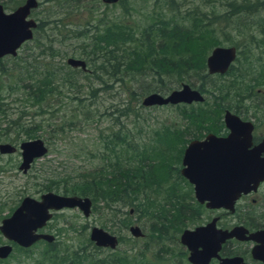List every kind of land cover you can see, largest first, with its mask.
Segmentation results:
<instances>
[{"label": "trees", "instance_id": "1", "mask_svg": "<svg viewBox=\"0 0 264 264\" xmlns=\"http://www.w3.org/2000/svg\"><path fill=\"white\" fill-rule=\"evenodd\" d=\"M46 1L62 8L61 13L65 15L82 7L84 2L40 0ZM0 2L3 7H15L22 0ZM159 3L150 20L137 29L126 25L120 15L109 19L105 11H101L102 16L90 14L82 28L73 30H67L70 27L65 26L60 15L38 19L32 38L21 45L22 54L0 58V130H3L0 138L10 134L17 138L22 134L28 139H46L41 133L43 127L34 122L33 117L37 112H44L43 103L49 96L64 90L56 81L58 78L63 79L65 84H61L67 89L63 96L78 105L84 104L83 97L77 94L75 74L80 72L63 64L62 60L67 56L84 59L91 72L83 74L96 78L98 84L106 85L99 77L102 73L117 82L126 79V74L132 80L139 74L149 78L147 83L152 88H139L142 93L143 90H163L168 85L166 81L175 78L176 84L188 83L209 96L202 102L173 105L184 127L163 125L152 129L146 141L142 140L141 129L137 128V110L130 105V98L124 100L112 112L125 118L131 114L132 119L125 120L117 129L114 128L118 125L117 117H113L109 129L99 137L100 156L89 153L91 159H102L103 163L62 175L50 171L42 185L56 193L89 197L93 211L97 210L99 214L110 212L112 217L105 220L118 222L125 230L131 224V216L135 215L136 220L145 226L151 242L158 245L156 249H150L152 257L144 253L145 248L149 249L148 244L142 250L131 237L126 248L116 247L104 255L97 253L101 248L89 240L86 245H79L70 252L58 250L54 243L44 242L39 246L43 242L39 240L28 248L16 246V253L10 256L23 255L27 259L26 264L28 261L29 264H171L175 256L178 260L183 259L179 248L164 242L177 244L178 233L199 217L203 207L195 201L185 179L178 173L184 143L188 136L196 138L202 131L216 129L221 109L231 95L250 89L253 84L264 83V62H259L258 54L259 70L249 81L245 76L255 72L251 63L255 55L252 53L244 55V64L239 72L233 68V61L222 75L206 72L205 56L213 46L223 43L237 46L234 36L239 33L264 53V0H159ZM48 23L53 24V29L61 36L60 40L49 38L50 35L44 32ZM57 23L62 25L61 29ZM251 27L256 30L252 31ZM71 37L77 40L76 48L59 46ZM245 47L250 50L248 45ZM53 60L61 64L51 63ZM226 74L231 77L221 79ZM132 80L128 81L133 84ZM105 88L108 87L104 86L102 90ZM99 90L90 87V96L94 97ZM132 94L137 93L132 90L130 97ZM140 107L144 106L140 104ZM87 112L91 113V110ZM11 113L17 115L16 119L4 123L6 115ZM107 116L111 117V112H107ZM22 118L27 121H22ZM61 129H52V135L64 133ZM119 235L118 232V243L121 240Z\"/></svg>", "mask_w": 264, "mask_h": 264}, {"label": "rangeland", "instance_id": "2", "mask_svg": "<svg viewBox=\"0 0 264 264\" xmlns=\"http://www.w3.org/2000/svg\"><path fill=\"white\" fill-rule=\"evenodd\" d=\"M118 1L114 4H105L100 0L97 1L98 3L93 2V0H84L82 7L74 8L71 12L65 15L61 13L62 8H58V6L50 3L49 1L40 2V0H38V4L31 11L30 17L38 20L46 19L50 16L57 17L60 15L62 17L61 20L65 24V26L70 27V29L67 30H73L82 28V26H84V23L89 18L88 16L90 14L94 16L96 15V13H99V15L102 16L101 11H105L109 19H112L113 16L120 15L122 18L121 20L126 25L137 29L150 20V16L154 15V12L158 10V6L160 5L159 0ZM13 8L14 7L4 6V10L6 12L11 11ZM164 12L168 13L167 10H165ZM257 20H259V18H257ZM57 27L58 29H61L62 25L60 23H57ZM250 29L252 31L256 30V28L252 27ZM62 31L64 30L62 29ZM44 32L50 35L49 38L53 37L58 38L59 40L61 38V36L56 33V29H53L52 23H48L44 27ZM44 32L39 31L40 35H44ZM66 33L68 36V31H66ZM234 40L237 43V46L234 47L238 50V54L236 55V59H234L233 68L237 69V72L242 69V66L244 64V55L249 56L251 53L255 55V57L251 61L252 65L255 66V72L249 73L245 76L249 81L250 77L255 75L259 70V62H264V53L262 52V50H260L259 47L254 48L253 43L247 42V37L244 34L239 33L235 35ZM76 43L77 40L71 37L66 38L65 42H61L59 46L61 48H76ZM54 45L57 47L56 42L54 43ZM222 45L226 46L231 44L223 43ZM246 45H248L250 49L249 51H247L245 47ZM21 49L22 46L17 51L18 54L21 53ZM25 51L26 50L22 52L24 53ZM36 51L37 50H34V52ZM256 56L259 62L256 61ZM64 59L62 60L63 64H65ZM57 62L59 61L53 60V62L51 63L57 64ZM59 63L61 64V62ZM65 66L68 65L65 64ZM86 67L88 71H83L79 68H73L80 72L75 74V78L77 79V90H79L77 94L80 97H83L81 99L83 100L84 104L79 103L78 105L76 104V101H72L68 97L63 96L64 94H67V89L64 85L61 84L64 83L63 79L58 78L56 79V81L60 84V86L63 87L64 90L59 94H52L46 99V101L44 100L45 102H42L44 105L43 108L45 109L44 112H37L35 117H33L34 122H38L40 127H43L41 129V133L46 139H43L42 137L39 138H41L45 142L47 152L46 155L34 160L25 174H21L13 166L10 168L5 167V170L3 171L4 176L0 178V217L8 214L10 210L17 204L18 200L25 195L38 198V196L45 191L54 192L53 189L47 190L42 187V185L46 183L45 178L50 175V171L59 172V175H62L64 172L73 173L88 170L96 165H99L100 163L102 164V159H99L100 161L97 160V158L91 159L92 156H90L89 153H96L97 157L100 156L99 152L102 150L99 137L109 129L110 124L112 123V121H114L113 117H117L118 125L117 127L114 126V128L117 129H119V124H122V122H124L125 120L128 122L129 119H132L131 114L128 118H125L121 115H117L119 113L112 112L114 108H116V106H119V103H123V101H126V99L128 98H130V105L134 110H137V119L139 120L137 123V128L141 129V136H143L142 140L146 141L147 138L149 139L152 129H156L163 125H168L171 127H184L182 126L184 122L180 121L178 113L176 111L177 109L174 108L173 105L140 107V100L145 94L149 92H159L161 94H165L168 91L179 87L180 84H176L177 82L175 78L168 79L166 81L168 85L164 86L163 90L156 89L155 91L147 92V90H151L152 88L151 85L147 83L149 82V78H143L142 75L136 74L138 76L135 77V80H132L126 74V79L117 82L116 80H113L114 78L102 73L99 74V77L105 81L106 85H103L98 84L96 78L92 76L87 77V75H84L90 74L91 72L90 65L86 63ZM234 75H236V73ZM227 76L228 75L226 74L225 77H222L221 79L231 77ZM194 78H196L197 80L196 76H194ZM128 80H132L134 81V83L131 84ZM104 86H107L108 88L102 90ZM146 86H148L149 88L147 90H143V93L138 90L139 88L142 89V87ZM90 87L99 88L101 90L97 91V94H95L94 97H91L89 93ZM132 90L137 94H132V96L130 97V92ZM250 90L253 94L256 93V90L264 91V83H259L258 85L253 84L250 87ZM208 97V95L204 94V99H207ZM234 100L235 97H232L231 95L228 99H226L224 105H231ZM7 101L8 100L6 99L4 100L6 104ZM88 109L91 110V113L87 112ZM82 112H84V114ZM107 112H111V117L107 116ZM51 113H53V115ZM87 116L88 119L86 118ZM16 117L17 115L12 113L6 115L4 123L9 119H16ZM22 121L26 122L27 120L22 118ZM71 124L72 126H69ZM2 126H5V124H2ZM57 127L59 129L62 128L61 130H63L64 133L60 134L59 132H56L57 135L53 136L52 129H54L55 131ZM129 127H131L130 124ZM1 131L3 130H0V132ZM205 132L206 131H202L201 133H199L198 137H201ZM188 137L192 139L190 136ZM1 139L7 140V142H11L14 145L17 144L20 140H27L28 138H26L22 134H18V137L16 139L14 138L13 134H10L8 136H4V138ZM187 140L184 145L187 143ZM15 157L16 156H11L9 157V159L13 161ZM17 158L19 157L17 156ZM5 159H7V156L2 157V159H0V163H3ZM180 167L181 163L180 166H178V169ZM54 175L57 174L55 173ZM200 211L201 213L199 217L194 220L192 224H188L185 228H191L195 224L205 221L206 219L217 215L218 213L217 211H210L204 207H201ZM107 217H112L110 212L99 214L97 210L93 211L91 209L89 216L84 217L78 209H62L53 213L50 220L42 227V232L49 233L54 236V239L48 243H54L55 246L58 247V250L66 249L70 252L77 248L79 245H86V243H88L89 228L91 226H98L112 234H115L117 237L119 232L121 235H119L121 237V240L119 241L117 247L119 249L126 248L130 244H128V239L131 237V235L127 230L120 228L118 222L113 223L105 220V218ZM131 218V225H137L143 233V236L141 237L131 238H134L136 240L135 244L142 250H144L145 248L144 245L148 244L149 249L145 248L144 253L145 255L152 257L151 252L153 251L150 249H156L158 245L151 242L149 236L147 235V230L144 229L145 226L140 224L138 220H136L135 215H132ZM103 222H106L107 224H104ZM3 242H6V240L3 238V236H0V244ZM44 242L45 241L40 242L39 246H41L40 244H43ZM164 243L168 246H174L175 249L179 248L180 250V246L178 243L175 245H171L168 242ZM16 251V246H14L12 255L13 253L15 254ZM107 252L108 249H100L97 251V253H99L100 255H104ZM26 261L27 259H25L23 255H20L19 257L15 255L13 257L8 256L5 259V262H0V264H26ZM29 263L30 261H28V264ZM171 264H187V261L183 259L174 260L173 258Z\"/></svg>", "mask_w": 264, "mask_h": 264}, {"label": "water", "instance_id": "3", "mask_svg": "<svg viewBox=\"0 0 264 264\" xmlns=\"http://www.w3.org/2000/svg\"><path fill=\"white\" fill-rule=\"evenodd\" d=\"M105 4H114L118 0H100ZM38 0H23L11 11L6 12L0 3V58L4 56H15L21 45L29 41L33 36V29L37 21L30 17L31 11L37 6ZM236 57L233 45L213 46L205 57V68L208 74H223ZM66 65L72 68H79L87 71L86 62L82 58L67 56L64 59ZM204 95L196 88L186 83H180L179 87L168 91L165 94L149 92L145 94L140 104L144 107L164 106L176 104H190L202 102ZM224 121L231 130L241 126H248L249 123L240 121L236 116L225 112ZM238 126V127H237ZM248 134V133H247ZM246 134V141L248 135ZM233 135L226 138L217 137L211 133L203 139L190 140L183 149L181 167L179 172L191 185L193 198L207 209H217L221 206L231 209L234 200L240 193L249 188V182H257L264 177V159L259 160L261 168L252 171L251 163L247 158H241L240 173L235 175V188L229 192L219 190L218 176L223 174L221 167L223 160L218 154V147L232 139ZM243 145V144H241ZM217 148V149H216ZM20 163L18 169L25 172L35 158L43 156L47 152L44 141L39 138H31L19 142ZM15 150L14 145L0 143V153H10ZM242 170V171H241ZM227 174V173H226ZM218 183V184H217ZM91 201L87 196L64 195L53 191L41 193L38 198L24 196L18 206L5 218L0 221V233L6 241H12L17 246L27 248L38 240L51 242L54 236L45 232H38L52 215L53 211L61 208H77L82 216L88 217ZM217 217H212L204 225L193 228H184L179 234V243L187 249L186 260L192 264H207L211 258L218 260V264H245L239 257H221L218 255L221 243L230 237L242 239H255L261 245L251 250L252 257L264 261V232L252 233L244 236L245 230L235 226L229 231L220 230L215 227ZM128 232L132 237H141L143 233L137 225H130ZM88 238L98 247L114 249L117 245V237L101 227L92 226L89 229ZM12 246L9 243L0 244V259L5 258L11 252Z\"/></svg>", "mask_w": 264, "mask_h": 264}, {"label": "flooded vegetation", "instance_id": "4", "mask_svg": "<svg viewBox=\"0 0 264 264\" xmlns=\"http://www.w3.org/2000/svg\"><path fill=\"white\" fill-rule=\"evenodd\" d=\"M235 52L237 55L238 50L236 48H235ZM215 74H218V73H214V75ZM255 94H253L250 89L235 93V95L232 96V97H235L234 102L231 105H226L222 107L221 112L218 117L216 129L212 131H206L201 137L192 138V139H203L204 136L208 133H211L220 138H226L228 135H231V134L233 135L232 139L229 142L221 144L217 150L218 151L217 155H219L220 159L223 160V165L221 167L222 169L221 171L223 172V174L219 173L218 180H217L219 183L218 187L221 192H226V191L229 192L230 190H233L235 188V184H236L235 175L237 174L236 171L240 173V170L238 169V167L240 168L241 166L240 163L239 164L236 163L237 160H240L241 158H247L250 161H254L251 163H246V166L252 167L253 172L261 168V164H258V161L259 160L261 161L264 159V91L256 90ZM226 111L236 116L240 121L249 123V127L248 126H241V127L237 126L238 128L231 130L229 127L226 126L225 121H224V115ZM246 134L249 136L247 141L245 139ZM192 139L189 138L187 140V143ZM2 142H7V140H3L0 138V143ZM19 142H21V140ZM19 142L17 144H14L15 150L13 152L0 153V159H2V157L4 156H7V159H5L3 163H0V178L4 176L3 171L5 170V167L10 168L13 166L16 168V170H18V172H20L21 174H25L30 168V165L34 162V160L38 159V158L33 159V161L30 163L28 169L25 172H22L20 169H18V165L20 163V152L18 149ZM7 143L12 144L11 142H7ZM186 144L183 146L182 152ZM182 152L180 155V163H181ZM44 155H46V153ZM11 156H16L13 161L9 159V157ZM17 156L19 158H17ZM8 160H11V161H8ZM253 168L255 169V171L253 170ZM179 169H178V173L181 176ZM185 181H186L187 188L191 190V193L193 196L192 185L186 179ZM248 185L249 186L255 185V186L252 189L249 188V190L244 193H240L239 196L234 200L231 209L224 208L223 206L217 209H208L210 211L218 212L217 215L212 216V217H217L215 221L216 228L220 230L229 231L233 227L238 226L245 230L244 236H247L252 233L264 232V177L258 180L257 182H255V184H253V182H249ZM25 196H28V195H25ZM23 197H21L18 200L17 204L10 210L8 214H5L2 217H0V221L3 218L7 217L18 206L20 200ZM199 205H202V204H199ZM91 209H92V201H91V206H90V212H91ZM129 211L131 212V210ZM212 217L206 219L205 221L195 224L193 227L198 226V225H204L205 223L209 222ZM128 227H127V231H128ZM37 231L42 232L43 228L42 230L38 229ZM180 232L177 235L176 241L178 242L180 246V251L182 252L183 260H186L188 252L185 246L179 243L178 238H179ZM0 236L2 237L1 233H0ZM8 242L12 246L10 241H6L3 243H8ZM117 245H118V237H117ZM259 245H261V242L258 240H255V239L240 240L233 236V237L225 239L221 243L220 250L218 251V255L221 257H239L242 259V262H244L245 264H264V261L253 258L251 254L252 248H254L255 246H259ZM14 246H17V245H14ZM14 246H12L11 252L8 254V256H10V254L13 252ZM100 248L108 249L111 251L115 249V248L109 249L107 247H100ZM8 256L3 258L2 260H5ZM176 257L177 256L174 257V260H176ZM187 264H192V263L187 261ZM207 264H218V260H216L215 258H211L207 262Z\"/></svg>", "mask_w": 264, "mask_h": 264}, {"label": "bare ground", "instance_id": "5", "mask_svg": "<svg viewBox=\"0 0 264 264\" xmlns=\"http://www.w3.org/2000/svg\"><path fill=\"white\" fill-rule=\"evenodd\" d=\"M55 193H56V192H55ZM58 194H60V193H58ZM64 195H66V194H64ZM62 209H72V208H61V209H59V210H62ZM75 209H77V208H75ZM59 210L53 211V213H54V212H57V211H59ZM52 215H53V214H52ZM52 215H51V217H52ZM51 217H50V218H51ZM50 218H49V220H50ZM49 220H47L46 223H47ZM46 223H45V224H46ZM8 243H9V242H8ZM10 243L12 244V246L16 245V244H15L14 242H12V241H10Z\"/></svg>", "mask_w": 264, "mask_h": 264}]
</instances>
